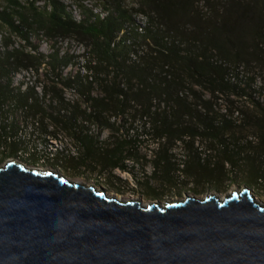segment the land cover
Here are the masks:
<instances>
[{"label": "trees", "instance_id": "16d2710c", "mask_svg": "<svg viewBox=\"0 0 264 264\" xmlns=\"http://www.w3.org/2000/svg\"><path fill=\"white\" fill-rule=\"evenodd\" d=\"M5 1L0 30L19 36L32 52L9 49L12 42L3 37L2 154L38 162L34 154L24 155L26 143L17 134L28 119H37L42 133H63L76 150L39 154L45 165H64L75 175L88 160L101 175L117 168L140 184L148 161L152 170L142 184L152 193L151 180L172 186L177 174L196 186L217 185L233 174L264 193V85L249 73L252 65L264 69V0H134L130 8L123 0H102L104 15L82 7L78 18L58 0H43L42 6L38 0ZM33 32L53 42L71 37L85 43L88 60L77 63L85 72L62 74L78 58L56 48L44 56L30 42ZM43 64L52 84L41 87V95L34 85L13 83L15 72H37ZM55 84L76 92L88 111L63 97ZM218 93L237 108L232 116L214 110ZM130 109L139 113L140 126ZM241 128L251 134L236 133ZM140 131L162 139L152 158L140 151ZM178 140L186 150L183 159L171 152Z\"/></svg>", "mask_w": 264, "mask_h": 264}, {"label": "water", "instance_id": "95a60500", "mask_svg": "<svg viewBox=\"0 0 264 264\" xmlns=\"http://www.w3.org/2000/svg\"><path fill=\"white\" fill-rule=\"evenodd\" d=\"M0 264H264V204L244 185L143 206L12 158L0 165Z\"/></svg>", "mask_w": 264, "mask_h": 264}, {"label": "rangeland", "instance_id": "374dc122", "mask_svg": "<svg viewBox=\"0 0 264 264\" xmlns=\"http://www.w3.org/2000/svg\"><path fill=\"white\" fill-rule=\"evenodd\" d=\"M23 3H25V0H21ZM61 3H63L67 10L70 11L73 16L78 18L80 16V11L83 8H90L96 13H99L101 15H104V10L102 9L103 2L102 0H58ZM6 4L5 0H0V5L3 6ZM123 4L125 7H135L136 4L134 0H123ZM37 5L42 6L43 5V0H38ZM8 35V39L10 42H12L9 45V49L11 47L17 48L18 50H22L23 52H32L30 47L26 45L22 39L15 35V34H9L8 30L3 28L0 30V51L5 50V46L2 44L3 37ZM30 42L32 45L36 46L38 50L45 56L51 52H54V49L56 48L59 52V54H63L64 52L71 54L78 59L76 62L72 65H68L67 67L63 68L62 74H73L77 69L80 70L81 72L84 73V70L82 69L81 66L77 65V63L84 62L88 60L89 53H88V47L86 46L85 43L74 39V38H65L63 40H58L56 42H53L52 40H48L45 38L42 34H37L33 32L30 36ZM5 47V48H4ZM49 66L47 64H43L38 71L32 69L24 70L20 69L19 71L15 72L12 76V81L14 84H16L19 80L22 82L23 88L26 85H34V88L37 92V94L41 95V87H45L48 85H51L52 82L50 80V76L46 75V71H49ZM250 74H255L256 78V84H263L264 85V69H262L258 65H252V68L249 70ZM191 86V83L189 82L188 84ZM56 88L59 89L60 94H62L63 97L68 98L69 100H72L78 104L81 110H85V112L88 111L86 104L82 99L79 98L76 92H72L69 88H65L60 84H55ZM95 88V87H94ZM191 88L194 90L199 91L200 93L203 94V98L205 99H211V96L209 95L208 92L202 90L196 85H192ZM93 95H98L99 91L97 88L94 89ZM230 98H234L233 96H230ZM7 104V102H5ZM3 103V105L5 104ZM212 105L213 108L216 112L218 113H224L226 115H231L235 112L237 108H231V105L228 101L227 98L223 97L218 93V98L217 99H212ZM136 106V105H134ZM138 107V106H136ZM233 113H231V111ZM13 113V112H11ZM129 115L134 116V118L138 121L135 122L134 125L140 126L139 122V113L136 112L134 109H130ZM128 115V116H129ZM12 116L11 114L9 117ZM130 117V116H129ZM131 118V117H130ZM119 121L120 118L118 117ZM249 129H235L236 133H246V134H251V131H248ZM102 134H108L107 131H102ZM8 141V139H7ZM201 144V143H200ZM202 147H205V144H201ZM4 147V146H3ZM173 148V147H172ZM174 149V148H173ZM171 149V152L174 154L175 158H178L177 152L180 154L179 151L176 152V150ZM183 150V155L185 156L186 150H184V147H181V151ZM0 151H1V146H0ZM6 150L2 149V152H5ZM76 152V150H75ZM142 152V151H141ZM182 154V153H181ZM12 158H18L23 160L22 158H19L17 156H12V155H6L2 154L0 152V165L4 164L6 161L12 159ZM27 166L29 167H41L43 169H53L58 171L60 174H63L65 177H67L70 180H76L73 179L74 173L72 170L67 169L64 165H59V167H54V166H48V165H36L33 164L30 161L23 160ZM152 166L151 164L147 161L144 164L143 168V174L144 176L140 175L141 177H138V179L141 181L140 184L136 183V180L134 176L129 174L128 172H123L121 170H114L113 172L107 173L106 171L104 172L105 174H100L99 172H90L91 175H89L88 179L80 177L79 179H84V180H76L78 182H85L86 184H94L97 187H102L104 188L110 195H116L120 197L121 199H125L128 197H131L132 199H140L142 205L145 203H149L151 201L157 202L160 205H164L165 203L172 202L175 200H180L184 199L187 196L190 197H197L199 199H202L206 197L207 195H213L218 198H222L224 196H227L230 192L239 190L241 189L245 184L240 182L236 177H234L233 174L227 176V179H225L223 182L215 185V184H206L202 183L199 185H194L191 183V181H185V178L183 175L177 174L175 184L174 185H164L159 184L158 181L156 180H151V184L154 188V192H149L150 188L146 184H142L144 180H146V175L148 176L151 173ZM110 175V176H108ZM111 179V183L113 186L110 184H107L106 178ZM144 178V179H143ZM116 183H115V182ZM255 197L264 204V193H259L258 191H254Z\"/></svg>", "mask_w": 264, "mask_h": 264}, {"label": "built area", "instance_id": "2783aa9c", "mask_svg": "<svg viewBox=\"0 0 264 264\" xmlns=\"http://www.w3.org/2000/svg\"><path fill=\"white\" fill-rule=\"evenodd\" d=\"M82 69L85 72V69ZM234 115H236V113ZM130 133H133V130H130ZM17 134L19 135V137L23 138L26 143V150L24 152V155L28 157L29 155L34 154V156H37L39 158L38 162H33V164L36 165H45L44 158L39 156V154L47 153L49 157H52L54 153L58 152L59 150H63L66 154L75 153V146H73V144L71 143V141H69L65 134L57 133L56 135H49L42 133L39 130V123L37 119H28L20 126ZM138 138L141 142L140 151H142V153L147 157L152 158L162 139L153 137L149 132L141 131L138 132ZM195 145L199 146L197 140L195 141ZM181 147L183 148L182 142L180 140L176 141L173 150H176V152H180V154L177 152V159L184 158L183 150L181 151Z\"/></svg>", "mask_w": 264, "mask_h": 264}, {"label": "crops", "instance_id": "0c3cea01", "mask_svg": "<svg viewBox=\"0 0 264 264\" xmlns=\"http://www.w3.org/2000/svg\"><path fill=\"white\" fill-rule=\"evenodd\" d=\"M71 164H74V161H71ZM78 165H79L78 169H79L80 173H78V175H74V177H73V179H76V180H84V179H79L80 177L88 179L89 178L88 176L91 175L90 172L93 173V172H97L98 171V166H96L95 162H93V161H88V160L84 161V167L86 168L85 170H83L84 169V167H82L83 165H80V164H78ZM69 170H72V169L70 168ZM114 170H119V169L116 168ZM110 175H111V173H110ZM144 182H146V180ZM107 184H109V183H107Z\"/></svg>", "mask_w": 264, "mask_h": 264}, {"label": "bare ground", "instance_id": "6f19581e", "mask_svg": "<svg viewBox=\"0 0 264 264\" xmlns=\"http://www.w3.org/2000/svg\"><path fill=\"white\" fill-rule=\"evenodd\" d=\"M39 169V168H38ZM42 170H47V169H43L42 168ZM117 198H120V197H118V196H116ZM177 201V200H176ZM166 204V203H165ZM147 205V203H145L143 206H146Z\"/></svg>", "mask_w": 264, "mask_h": 264}, {"label": "flooded vegetation", "instance_id": "af4514ba", "mask_svg": "<svg viewBox=\"0 0 264 264\" xmlns=\"http://www.w3.org/2000/svg\"><path fill=\"white\" fill-rule=\"evenodd\" d=\"M12 155V154H11Z\"/></svg>", "mask_w": 264, "mask_h": 264}]
</instances>
